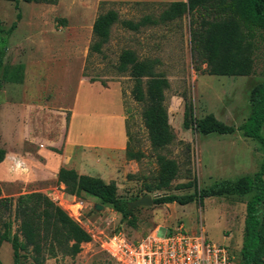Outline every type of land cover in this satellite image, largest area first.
<instances>
[{
  "label": "rangeland",
  "instance_id": "374dc122",
  "mask_svg": "<svg viewBox=\"0 0 264 264\" xmlns=\"http://www.w3.org/2000/svg\"><path fill=\"white\" fill-rule=\"evenodd\" d=\"M101 1H20L16 7L13 1L0 0V48L5 49L0 67V146L14 164L8 172L0 167L1 196L15 199L22 193L43 192L90 233L91 240L81 243L75 256L47 257L44 264H125L119 253L123 242L152 231L162 237L180 223L189 233L198 234L201 229L210 241L227 245L236 256V264H242L245 204L254 192L205 197L186 205L172 202L137 206L132 208L133 217L122 219L120 212L94 196L66 193L57 181L56 170L74 168L80 174L114 181L117 195L126 201L146 194L190 193L195 187L201 189L220 180L253 176L260 169L264 151L258 141L243 135L238 127L250 113L251 87L264 80L259 74L264 65L263 41L256 42L252 54L255 74L210 75L204 72L205 64L198 63L191 54L187 13L167 21L161 18L165 8L161 1ZM111 8L117 10L120 20H143L144 25L132 30L115 23L102 51L88 55L92 23L97 14ZM61 18L66 19L65 24ZM14 21L16 28L8 35L5 31ZM124 49L133 50L139 58L154 60L156 70L169 81L165 105L174 138L165 148L151 146L141 115L143 103L132 95L133 79L128 72L117 70ZM86 64L88 76L83 75ZM95 76L104 80L103 86L108 89L82 82ZM77 89L79 103H83L80 111L87 115H76L72 136L78 133L76 140L80 136L79 140L95 145L69 146L64 154L70 107ZM183 96L192 103L194 119L213 113L220 121L233 125L235 131L202 134L193 127L185 128ZM118 105L127 131L126 145L141 153L139 159H130L126 146H98L103 141L97 138L96 128L93 133L88 129L92 121L94 127L97 123L117 126L118 121L106 115L114 114ZM92 134L95 137L90 138ZM159 153L175 159L179 171L167 187L147 192L146 185L157 179ZM10 172L12 176L7 177ZM188 181L190 186L180 187ZM17 231L18 221L13 220L12 232ZM0 264H13L12 247L7 241L0 246ZM22 264L35 263L27 253L22 256Z\"/></svg>",
  "mask_w": 264,
  "mask_h": 264
},
{
  "label": "trees",
  "instance_id": "16d2710c",
  "mask_svg": "<svg viewBox=\"0 0 264 264\" xmlns=\"http://www.w3.org/2000/svg\"><path fill=\"white\" fill-rule=\"evenodd\" d=\"M8 1L15 2L16 7L20 1L58 3V0ZM103 2L105 1H101ZM163 4V20H175L185 13L189 15L191 54L198 63L205 64L204 72L226 76L256 73L252 54L259 39L264 43V0H186ZM19 17L18 13L17 18ZM61 21L66 23L65 18H61ZM118 22L132 30L144 25L143 20H120L117 10L113 8L97 14L92 23L93 39L88 47V55L102 51V46L109 39L111 27ZM16 23L14 21L5 31L8 35L14 31ZM4 53L2 46L0 67ZM86 69L87 64L83 68L84 76H88ZM117 70L120 73L128 72L133 79L132 95L136 101L143 103L141 115L151 146L157 150L167 147L174 138L165 105V90L169 87L167 77L156 70L154 60L139 58L131 49H124L120 53ZM259 74L264 76V65ZM89 81L106 84L96 76L89 77ZM183 99L185 128L193 127L202 134H226L235 131L233 125L220 121L213 113L194 119L192 103L185 96ZM249 103L250 113L238 129L243 135L258 141L264 151V80L251 87ZM126 154L130 159H139L141 155L140 152L130 150L128 145ZM5 155L6 150L0 146V162L4 160ZM156 159L157 179L154 184L146 185L147 192L167 187L179 171L175 159L160 153ZM57 181L64 185L65 192L70 195L94 196L101 203L120 212L122 219L133 217V209L128 208L129 201L117 195L114 181L106 182L101 177L80 174L74 168L66 167L58 169ZM190 183H182L180 187H188ZM251 192L254 193L245 204L240 257L242 264H264V157L259 171L253 176L220 180L201 189L195 187L190 193L164 192L154 197L153 203L175 202L186 205L194 200L201 201L205 197L245 196ZM10 213L13 214V219L9 217ZM13 220L18 221L17 232H12ZM90 240V233L47 194L32 191L19 194L13 199L1 196L0 190V246L5 241L10 243L13 264H22V256L27 253L35 264H44L47 257H56L59 254L73 257L81 250V243Z\"/></svg>",
  "mask_w": 264,
  "mask_h": 264
},
{
  "label": "built area",
  "instance_id": "2783aa9c",
  "mask_svg": "<svg viewBox=\"0 0 264 264\" xmlns=\"http://www.w3.org/2000/svg\"><path fill=\"white\" fill-rule=\"evenodd\" d=\"M125 264H236V256L227 245L207 239L201 229L189 233L180 223L164 236L149 232L119 245Z\"/></svg>",
  "mask_w": 264,
  "mask_h": 264
},
{
  "label": "crops",
  "instance_id": "0c3cea01",
  "mask_svg": "<svg viewBox=\"0 0 264 264\" xmlns=\"http://www.w3.org/2000/svg\"><path fill=\"white\" fill-rule=\"evenodd\" d=\"M104 1V0H102ZM110 1H115V0H110ZM133 1H139V2H148V1H161L160 3H165V2H171V1H186V0H133ZM82 82H87L89 83V85H99V87L101 89H108L107 87H104L103 85H101L99 82L94 81V82H90L86 79L82 80ZM113 87V85H112ZM117 87V86H116ZM118 91V90H117ZM119 95V93H118ZM79 89H77L72 105L70 107V119H69V124H68V128L66 130L65 133V140H64V154H66V149L71 146V147H76V146H80V147H94L93 145H95L94 143H88L82 140H79L80 136H78V140H76V137L78 133H75V138L72 136V130H73V125L74 124V118L76 117V115L78 114H82L83 116L87 115V113L85 114L84 112H81L80 109L83 108V103L80 105L79 101ZM104 108H102L103 110ZM116 112L114 114L111 113H105L107 114V118H113L115 120L118 121V125L115 127H112L111 125H101V124H96V126H93L94 121L90 122L87 126L88 129L93 133V131L97 130L96 136H98L97 138H99L101 141L100 143H97L98 146H106V147H114V148H124L126 146V139H127V135H126V131H125V125H124V117L122 115V107L118 105V108H116ZM104 114V115H105ZM80 132H82V128L80 129ZM95 137L92 135H90V138ZM63 154V155H64ZM12 160L9 158L8 153L6 152L5 158L2 162H0V167L2 166L3 169H5L7 172L8 170H12L14 167V164H12L11 162ZM76 170V169H75ZM57 171L56 170V175H57ZM15 175V174H13ZM12 176V173H8V176ZM19 181V179L17 180ZM21 181V180H20ZM62 184V183H61Z\"/></svg>",
  "mask_w": 264,
  "mask_h": 264
},
{
  "label": "water",
  "instance_id": "95a60500",
  "mask_svg": "<svg viewBox=\"0 0 264 264\" xmlns=\"http://www.w3.org/2000/svg\"><path fill=\"white\" fill-rule=\"evenodd\" d=\"M159 194H155L154 196L150 194L143 195L141 197L135 198L128 202V208L132 209L137 206H151L153 204V198L158 196ZM98 207H102V205L98 204Z\"/></svg>",
  "mask_w": 264,
  "mask_h": 264
}]
</instances>
